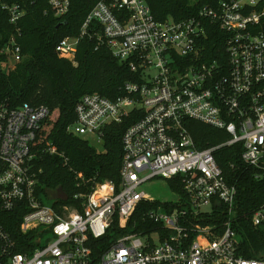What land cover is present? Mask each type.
Masks as SVG:
<instances>
[{"label": "built area", "instance_id": "1", "mask_svg": "<svg viewBox=\"0 0 264 264\" xmlns=\"http://www.w3.org/2000/svg\"><path fill=\"white\" fill-rule=\"evenodd\" d=\"M47 3L57 18L69 11L70 0ZM2 9L14 26L3 64H13L22 59L17 23L25 11L18 4ZM212 26L223 32V61L201 55ZM84 38L138 77L113 99L83 94L68 127L102 140L105 126L137 113L121 136L119 179L76 175V186L87 188L72 194L74 203L48 198L33 169V145L49 110L0 102V264H264V250L244 256L237 190L214 157L238 144L241 161L264 180V0H219L180 20H157L144 0H96L78 33L56 43V55L74 62ZM186 119L228 137L197 148ZM171 178L181 182L178 192L166 185ZM153 179L171 196L145 191ZM143 201L156 206L133 220ZM249 222L264 234V201Z\"/></svg>", "mask_w": 264, "mask_h": 264}, {"label": "trees", "instance_id": "2", "mask_svg": "<svg viewBox=\"0 0 264 264\" xmlns=\"http://www.w3.org/2000/svg\"><path fill=\"white\" fill-rule=\"evenodd\" d=\"M95 1L70 0L68 13L63 18H57L50 12L47 0H0V102L6 100L11 105L28 102L48 108L49 113L33 145L36 153L33 169L38 175L39 189L45 196L55 198L58 189L66 192L69 199L59 201L60 204L74 203L72 194L87 188V185L76 186V175L118 181L121 136L138 117L134 113L120 123L105 126L103 149L100 151L82 136L68 131L76 120L74 106L83 94L96 92L113 99L123 94L124 82L138 78L127 62H120L107 47H96L95 41L87 38L79 42L74 62L56 55V43L64 36L78 33L84 16ZM144 1L157 20L169 17L180 20L196 14L202 6L216 5L219 0ZM2 4H18L25 11L17 23L21 30L18 43L22 59L13 64H3L6 55L2 53V47L14 32V26L9 23L8 13L2 9ZM222 37L223 32L215 26L207 29L201 54L204 60L225 59ZM184 124L197 148L217 144L228 137L222 131L195 120L186 119ZM48 147H54L55 152H49ZM214 157L227 182L237 190L239 233L244 256L258 257V252L264 250V234L251 226L249 215L264 201V180L257 179L254 170L241 161L238 144L221 147L215 151ZM166 185L178 192L181 182L178 178H171L166 179ZM154 206L155 202H141L133 220ZM12 217L15 220L12 224L15 235L18 219L16 214Z\"/></svg>", "mask_w": 264, "mask_h": 264}, {"label": "rangeland", "instance_id": "3", "mask_svg": "<svg viewBox=\"0 0 264 264\" xmlns=\"http://www.w3.org/2000/svg\"><path fill=\"white\" fill-rule=\"evenodd\" d=\"M155 73V69L150 70V74L153 75ZM84 139L88 141L90 145L96 148V150H102L103 149V141L98 140L96 137L91 135H83ZM142 188L151 193L155 197L159 198H165L170 197L171 193L167 190L164 181L162 179H153L148 182H146Z\"/></svg>", "mask_w": 264, "mask_h": 264}, {"label": "water", "instance_id": "4", "mask_svg": "<svg viewBox=\"0 0 264 264\" xmlns=\"http://www.w3.org/2000/svg\"><path fill=\"white\" fill-rule=\"evenodd\" d=\"M59 26V24L56 25V28ZM56 196L59 197L61 200L65 201L67 199V194L61 190V189H58L57 192H56Z\"/></svg>", "mask_w": 264, "mask_h": 264}]
</instances>
